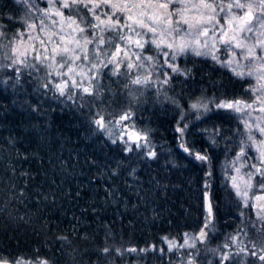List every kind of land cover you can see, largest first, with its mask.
Masks as SVG:
<instances>
[{
  "label": "trees",
  "instance_id": "16d2710c",
  "mask_svg": "<svg viewBox=\"0 0 264 264\" xmlns=\"http://www.w3.org/2000/svg\"><path fill=\"white\" fill-rule=\"evenodd\" d=\"M64 11L89 38H105L102 46L94 43L97 61L120 48L132 49L139 62L126 58L101 69L92 95L69 84L61 96L42 70L11 65L0 51V260L171 264L177 254L166 240L205 232L207 204L217 227L238 218L221 168L245 138L236 114L218 106L250 102L252 82L198 55L181 54L173 71L163 48L145 43L151 35L129 32L121 17L120 34L130 40L86 27L95 22L86 10ZM22 14L14 0H0V33L14 34ZM148 56L154 67L143 72ZM100 117L143 132L147 153L127 150L97 126ZM218 235L213 231L211 243Z\"/></svg>",
  "mask_w": 264,
  "mask_h": 264
},
{
  "label": "rangeland",
  "instance_id": "374dc122",
  "mask_svg": "<svg viewBox=\"0 0 264 264\" xmlns=\"http://www.w3.org/2000/svg\"><path fill=\"white\" fill-rule=\"evenodd\" d=\"M19 8L22 10L23 14L17 22L20 25L16 28V31L12 35H2L0 33V51H3V55L6 61L11 65L26 66L32 64H39L36 61L35 57L37 53L41 55H49L51 57L52 49L57 46L58 37L56 33H60L65 37L63 43L60 47H69L75 48L76 46L72 43L73 39H78L81 42L80 48H76L75 53L73 54L80 56V59L74 60V62L66 65L64 68L57 67L56 64H53L52 68L45 67L41 65L39 68L34 69L36 71L42 70L45 77L48 81L52 82L53 85L61 83L64 80H75L81 84V89L83 87H89L93 93L94 87L92 85V80L98 78L100 70L106 68L107 66H112L110 69L119 67L126 58H132L134 63L136 62L137 55L132 49L128 51H123L120 48V52L117 53V49L111 52L103 60L97 61L98 51L95 49L94 43H85L84 39H91L87 34L80 33L79 31H73L77 26L82 27L81 24L70 14H68L65 9L61 8V5L57 3L55 7H50L49 0H14ZM70 3L71 0H68ZM87 2V0H85ZM93 3L102 4L104 11H109L107 14L109 16H115L116 18H122L124 24H130L131 21H128L127 17L129 12L127 10H117L111 8L113 3L132 5L135 4L137 7L131 9V15L134 20H143L144 24L151 26L152 19H158L160 22L156 25V33L149 32L147 27L140 28L136 25L135 27L137 32L142 33V36L150 34V40L154 41L155 44H160V47L163 48V55L165 58H168L172 63V66L176 68V63L173 61L180 56L181 54L196 55V52L193 49L201 51L202 57L213 58V55L217 57L214 59L220 62L224 67L232 71L236 75L237 72L245 73L240 77H248L252 82V88L250 94L252 95V100L248 103H237L233 102H221L219 108H225L228 104H233L234 107L229 108V111L236 114L239 122L242 125V130L244 133V143L240 151L230 158L227 163L222 164V173L227 181L228 187L233 194V197L236 200V205L240 206V211L247 212L248 221L250 227L253 229L255 226L260 230V234L264 233V188H261L260 185L264 183V177L256 174V169L252 165H257L264 170V165H261V160H264V134H261L256 125L264 127V60H261V57H264V31H256L254 33L242 32L240 29L244 28L246 25V20H240L238 17L243 16L247 9L238 10L233 8L230 15L237 17L234 20L232 25L226 24V17L220 19V24L225 25L227 30V35L224 37L225 40L230 37L235 36L236 39L233 41V47L236 42H240L244 45L243 48H234V51H226V45L221 43L219 38V33L213 35V28L211 25H202L198 27H190L194 25L196 21L205 18L202 14L206 11L210 12L211 10H205L202 7L203 3H223L227 4L228 0H107V3H104V0H92ZM241 2H248V0H241ZM158 3H167L166 9H159L156 7ZM91 7V5H89ZM147 6V7H145ZM59 9L62 12V15L57 16L56 10ZM100 12V9H97ZM253 18L252 23L255 24V14L260 11L259 8H253ZM218 12V17H223L224 13ZM103 13V11H102ZM102 17V14H101ZM152 18V19H149ZM184 20H187L189 23H183ZM70 21H75V24L70 25ZM123 24V26H124ZM34 25L35 27H30ZM208 29V35H197L199 31H202L203 28ZM43 28V31H41ZM180 29L179 34L172 29ZM62 30V31H61ZM191 32V36L187 35V32ZM247 36L249 39H244ZM82 37L84 39H82ZM51 38V42H49ZM195 38V40H194ZM44 41L41 44V41ZM199 41L196 43L195 41ZM207 41L209 47H203V44ZM168 44H172V47H167ZM184 52H176L178 45H188ZM214 45V47H212ZM47 47L48 52L44 53L43 49ZM157 47V46H156ZM252 49L255 53V58L248 56V49ZM59 50V49H58ZM20 53H27V60L25 64L13 63L14 59H17ZM167 53V55H165ZM175 54V59L171 57ZM87 55V59H84V56ZM139 56V55H138ZM247 57V58H245ZM60 60V57L57 56V62ZM228 60H234L236 63L231 65L227 64ZM51 62L45 61V65ZM142 66H144L143 72H148L153 69V63L151 61H141ZM95 65V67H93ZM71 67L72 71L68 72V68ZM51 72L52 75H48ZM67 75H63L66 73ZM248 72H252L253 75H247ZM150 80V74L147 76V81ZM71 84V83H69ZM259 89V90H258ZM86 94V93H85ZM259 98V99H258ZM220 105H224L223 107ZM251 105V107H247ZM239 107L241 111H236L235 108ZM249 125L251 127H249ZM109 135H113L115 138L119 139L125 144L127 150L134 149L138 154H146L150 143L145 139H140L137 141H132L133 132H138L139 134L145 135L140 130L129 129L126 126L122 125L121 122H115L114 124H104ZM146 136V135H145ZM252 137V139H249ZM238 169V170H237ZM249 174H252V178L249 179ZM235 185V186H234ZM246 185L248 195L245 197L242 194H237V188L243 192ZM256 197H262L257 199ZM245 220V218H243ZM249 226V225H248ZM205 233V232H204ZM200 235H187L182 242H174L172 240H166L165 246L168 250H175L177 259L183 261H204L205 260V235L203 237ZM234 240L232 244L226 248L227 251L219 250L220 261L225 260L224 257L228 256L226 260H233L234 257H238L240 252L241 244L243 243V236L239 234H232ZM190 245H194L191 246ZM257 259L260 256L264 255V242H258L256 246ZM225 252V253H224ZM254 252V250H253ZM252 252V253H253ZM241 257V256H240ZM216 259V260H218ZM15 264H41L37 261H28V260H18ZM123 264H144L142 262H129L124 261Z\"/></svg>",
  "mask_w": 264,
  "mask_h": 264
},
{
  "label": "snow or ice",
  "instance_id": "6c2138e0",
  "mask_svg": "<svg viewBox=\"0 0 264 264\" xmlns=\"http://www.w3.org/2000/svg\"><path fill=\"white\" fill-rule=\"evenodd\" d=\"M50 2V7H55V5L57 3H59L61 5L62 9H69L70 11L74 8H78L79 10H86L88 13L91 14L92 17H94V21L93 20H89L87 22L86 27H90L93 29H98L100 33H103L104 31H117V38L120 40H130V37H127L126 35H121L120 31L122 30V28L124 26L120 25L119 20L120 18H117L116 23H112L111 22V17L107 14V13H102V9H101V4L100 3H93L92 0H87V2H85V0H71V2L69 3L68 0H49ZM104 3H107V0H104ZM91 5V7L89 6ZM137 7V5L132 4V5H124V4H116L113 3L111 5V8L113 9H117V10H127L129 12V15L127 17L128 21H131L130 24H127V28L129 32H133L135 35L137 36H142L143 34L140 32H137L135 27H133V25H136L140 28H145L147 27L149 32L152 33H156V25L160 22L158 19H152V23L151 26L144 24L143 20H134L131 13V9ZM147 7V6H145ZM156 7H158L159 9H166L167 8V3H158L156 5ZM202 7L205 10H211L210 12L206 11L205 13H203L202 15L205 17L201 20L196 21V23L194 25H190V27H198V26H202V25H211L213 28V35H217V33H219V38L221 43L226 45V51L231 50L234 51V48H243L244 45L240 42H236L234 47H233V41L236 39L235 36L230 37L229 39L225 40L224 37L227 35V30L225 25H221L220 24V19H224L225 17L226 19V24L227 25H232L234 20L237 19V17H234L232 15H230L231 11L233 8L238 9V10H244L247 9L248 11H246L244 13L243 16L238 17L240 20H245V18H247L246 20V25L244 28L240 29V31L242 32H248V33H254L256 31H264V0H248V2H241V0H228L227 4H223V3H203ZM253 8H259L260 11L258 13L255 14V21L256 23L253 24L252 23V18H253ZM97 9H101L100 12L97 11ZM217 9L219 10V12L224 13L223 17H218V12ZM57 16L62 15L61 10L57 9L56 13ZM101 14L104 15L105 19H101ZM84 18H81V23H84ZM70 25L71 24H75V21H70L69 22ZM183 23L188 24L189 22L187 20H184ZM30 27H35L34 25H30ZM41 31H43V28H41ZM62 31V30H61ZM73 31H79L80 33H84L85 32V28L84 27H79L77 26V28L73 29ZM172 31H176L177 34H179L180 29L178 28H174L172 29ZM187 35L191 36V32H187ZM58 37L57 40V46L55 48L52 49L51 52V57H49V55H41L40 53H37L35 59L36 61L39 62V64H32V65H27L29 67H32L34 69L39 68L41 65L48 67V68H52L53 64H56L57 67L59 68H64L66 65L74 62V60L76 59H80V56L78 55H73L76 51V48H80L81 46V42L78 39H73L72 43L76 46L75 48H69V47H60V45L63 43L65 37L63 35H61L60 33H56L55 34ZM94 36L96 35L95 33L93 34ZM197 35H203V36H207L208 35V29L206 27L203 28L202 31H199L197 33ZM82 39H84L82 37ZM244 39H249V37L245 36ZM195 40V38H194ZM49 42H51V38H49ZM85 43H95L99 46L104 45L105 38L103 37V35L99 36V39H84ZM108 43H111V40L107 41ZM154 41L149 40V41H145V43H152ZM196 43H199V41H195ZM44 41H41V44H43ZM135 44L137 47L139 48H143L144 45L140 42V40H136ZM157 47H160V44H156ZM167 47L171 48L172 44H168ZM188 47H191L190 44L188 45H178L176 48V52L178 53H182L184 52ZM203 47H209L207 41H205V43L203 44ZM214 47V45L212 46ZM261 47H264V45H261ZM59 49V50H58ZM44 53L48 52L47 47H44L43 49ZM193 51L196 52V55H202V54H206V53H202L201 51L197 50V49H193ZM120 52V49L117 48V53ZM165 55H167V53H165ZM57 56L60 57V60L57 62ZM248 56H252L253 58H255V53L253 52V50L250 48L248 49ZM87 55L84 56V59H87ZM173 60L175 59V54H173V56L171 57ZM247 58V57H245ZM137 59H139V57H137ZM145 59L147 60H151L152 57L148 56L145 57ZM213 59H217V57L215 55H213ZM261 60H264V57L260 58ZM27 60V53H20L19 57L17 59L13 60V63H19V64H25ZM51 61L49 63H47L45 65V61ZM233 63H236V61L234 60H228L227 64L231 65ZM134 65L133 64H129L127 65V67L132 68ZM171 67V65H169ZM93 67H95V65H93ZM261 67H264V65H261ZM17 72H19V69H16ZM72 68L69 67L68 68V72H71ZM173 71H178V69L173 68ZM245 73L242 72H237L236 75L238 76H243ZM48 75H52L51 72L48 73ZM63 75H67L66 73H63ZM247 75H253L252 72H248ZM94 79V77H93ZM134 83H140V80L137 79L135 81H133ZM69 83H71L72 87H81V84L78 83L75 80H71L70 78L68 80H64L61 83H57L55 85V88L59 91V94L61 96L65 95V90L69 87ZM48 85L45 84L44 87H47ZM259 90V89H258ZM83 93H86L88 95H92V91L90 90L89 87H83L82 88ZM73 94L71 93V91L69 90L68 92V99H72ZM259 99V98H258ZM237 105L239 104V101L236 102ZM220 106H224V105H220ZM229 108L234 107L233 104H228L226 105ZM197 105H193V108H196ZM247 107H251V105H247ZM236 111H241V109L239 107L235 108ZM264 110V109H262ZM128 114H125L124 116L121 117V119H128ZM95 123L97 124L98 127L103 128L104 127V122H103V117H100L99 119H97L95 121ZM249 127H251L249 125ZM257 130L261 133L264 134V127H261L260 125H256ZM178 131L183 132V129H178ZM249 139H252V137H249ZM115 143V141H113ZM181 147H183V145H181ZM131 149H129L130 151ZM184 150L187 152L188 149L185 147ZM150 156H155L154 152H150L148 153ZM196 159L198 160H205L206 156L203 155H197ZM261 165H264V160H261ZM253 168L256 169V174L260 175L261 177H264V170H262L261 167H258L257 165H252ZM238 170V169H237ZM252 178V174H249V179ZM235 186V185H234ZM247 187L248 185H246L245 190L243 192H241V190L239 188H237V194L238 195H243V196H247ZM261 188H264V183H262L260 185ZM257 199H261L262 197H256ZM207 227V225H206ZM205 235V233L202 231L200 234V237H203ZM197 237V238H200ZM194 246V245H190ZM105 252H108L109 250L107 248L104 249ZM131 251H135V249H131ZM253 255H256L255 252L252 253ZM228 256H225L224 259H228ZM259 259L264 260V255L260 256ZM0 264H5L4 261H0ZM41 264H46V262H41Z\"/></svg>",
  "mask_w": 264,
  "mask_h": 264
},
{
  "label": "flooded vegetation",
  "instance_id": "af4514ba",
  "mask_svg": "<svg viewBox=\"0 0 264 264\" xmlns=\"http://www.w3.org/2000/svg\"><path fill=\"white\" fill-rule=\"evenodd\" d=\"M207 207L208 218L205 223L207 225V227H205V260L183 261L175 258L172 260L171 264H264V260L254 257H257L256 246L258 245V242H264V233L260 234V230L255 226L253 227V229L250 227L247 212L237 210V212H235V215H233L234 218L237 215L238 218H235L236 220H231L230 217H228L223 221L221 220L222 227L220 225H218L217 227V222L213 221V219L210 218L212 212L209 210V204H207ZM238 207L240 208L239 205ZM243 218H245V220H243ZM213 231L219 232L218 236L220 237L216 243H211L210 237ZM235 233L243 236L244 238L243 243L241 244V247L239 249L240 252L238 254V257H234L233 260L220 261L217 258L219 257V250L227 251L226 248H228L234 240L232 234ZM253 250L256 253V255L254 256L252 255Z\"/></svg>",
  "mask_w": 264,
  "mask_h": 264
},
{
  "label": "water",
  "instance_id": "95a60500",
  "mask_svg": "<svg viewBox=\"0 0 264 264\" xmlns=\"http://www.w3.org/2000/svg\"><path fill=\"white\" fill-rule=\"evenodd\" d=\"M146 136L143 135V134H139L138 132H133V137H132V141H137V140H140V139H145ZM0 261H4L5 264H14L13 262L11 261H7V260H0Z\"/></svg>",
  "mask_w": 264,
  "mask_h": 264
}]
</instances>
